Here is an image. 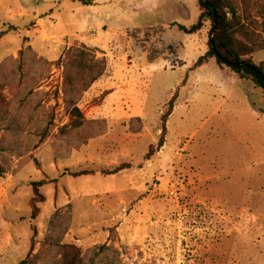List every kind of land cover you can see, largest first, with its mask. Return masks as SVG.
Returning a JSON list of instances; mask_svg holds the SVG:
<instances>
[{"label": "rangeland", "instance_id": "374dc122", "mask_svg": "<svg viewBox=\"0 0 264 264\" xmlns=\"http://www.w3.org/2000/svg\"><path fill=\"white\" fill-rule=\"evenodd\" d=\"M114 1L129 9V32L68 46L104 68L76 102L79 129L64 93L68 48L38 56L31 24L0 40V264H264L262 91L214 59L195 66L210 25L185 35L172 23L193 25L196 0ZM247 14L264 39V2ZM249 58L264 64V50Z\"/></svg>", "mask_w": 264, "mask_h": 264}, {"label": "trees", "instance_id": "16d2710c", "mask_svg": "<svg viewBox=\"0 0 264 264\" xmlns=\"http://www.w3.org/2000/svg\"><path fill=\"white\" fill-rule=\"evenodd\" d=\"M87 4L86 0H80ZM237 1L243 7L245 17L237 12ZM264 2V0H197L200 14L196 22L190 27L177 25L178 30L186 35L195 34L200 31L204 24L210 25L209 37L207 41V52L195 63L200 66L206 59H214L216 65L220 69H226L236 78L242 81H249L253 86L259 88L264 96V64H254L249 58L250 55L258 50H264V39L258 36L253 30L249 29L250 25L257 24L250 19L247 9L251 4ZM6 29L0 31V40L9 32L17 31L12 25H5ZM87 52V51H86ZM84 47L68 48L66 52L65 63V95H72V99L68 102L72 127L79 129L87 124L76 106V102L81 94L88 87L101 77L104 68L101 63L92 66L87 64V53ZM73 69V72H71ZM78 79V81H77ZM86 79V80H85ZM85 80V81H84ZM172 97L169 102V108L172 107ZM170 114V110L166 116ZM165 116V117H166ZM164 130V126L162 128ZM125 166L117 167L111 171L102 173L103 175H115L124 170ZM92 174V172H81L74 174V177ZM35 218V213L31 216ZM34 230V228H32ZM33 243L31 241L30 253L33 252ZM20 264H26L22 261ZM73 264V262L64 263Z\"/></svg>", "mask_w": 264, "mask_h": 264}, {"label": "crops", "instance_id": "0c3cea01", "mask_svg": "<svg viewBox=\"0 0 264 264\" xmlns=\"http://www.w3.org/2000/svg\"><path fill=\"white\" fill-rule=\"evenodd\" d=\"M86 1L89 3L80 0H0V10L9 18L3 21L7 25L24 27L31 24L25 32L27 46L46 61L53 62L71 43L101 48L106 46L108 39L118 41L119 38L114 37L123 29L130 31L132 25L126 22L129 9L123 4L114 0ZM191 1L175 0L183 10L188 9ZM148 3L150 5V0H142V6ZM197 11L195 16L198 18L199 8ZM202 31L203 28L195 34ZM179 225L181 227V223Z\"/></svg>", "mask_w": 264, "mask_h": 264}]
</instances>
